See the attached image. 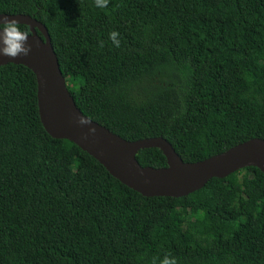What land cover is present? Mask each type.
Instances as JSON below:
<instances>
[{
  "label": "trees",
  "instance_id": "trees-1",
  "mask_svg": "<svg viewBox=\"0 0 264 264\" xmlns=\"http://www.w3.org/2000/svg\"><path fill=\"white\" fill-rule=\"evenodd\" d=\"M0 13L43 23L77 107L127 140L162 136L194 162L264 139V0H0ZM36 87L27 66H0V264H264L259 168L144 196L45 130ZM136 158L166 165L157 147Z\"/></svg>",
  "mask_w": 264,
  "mask_h": 264
},
{
  "label": "water",
  "instance_id": "water-1",
  "mask_svg": "<svg viewBox=\"0 0 264 264\" xmlns=\"http://www.w3.org/2000/svg\"><path fill=\"white\" fill-rule=\"evenodd\" d=\"M5 17L28 26L32 50L28 56L0 57V66L23 64L33 71L38 113L45 130L52 137L77 144L126 186L144 196L177 197L201 188L212 177H226L245 166H255L264 173V139L259 137L202 160L186 162L162 136L127 140L90 119L77 107L67 87L46 26L29 14L0 13V20ZM78 116L89 118L91 125H79ZM89 127L96 129L94 135L88 134ZM149 147L160 148L166 158L165 166H142L138 162L137 152Z\"/></svg>",
  "mask_w": 264,
  "mask_h": 264
},
{
  "label": "clouds",
  "instance_id": "clouds-1",
  "mask_svg": "<svg viewBox=\"0 0 264 264\" xmlns=\"http://www.w3.org/2000/svg\"><path fill=\"white\" fill-rule=\"evenodd\" d=\"M109 2L110 0H94L95 6L98 8H107ZM119 35L117 31L109 33V38L117 48L121 45ZM29 37L30 33L26 29H22L18 20H9L7 17L0 20V57L28 56L32 50V46L28 43ZM100 47H103V41L100 42ZM76 122L81 126L91 125V120L85 116L76 117ZM95 132L94 127L88 128V134L94 135ZM84 138L87 139V135ZM151 264H178V261L171 253H167L162 259L153 257Z\"/></svg>",
  "mask_w": 264,
  "mask_h": 264
}]
</instances>
